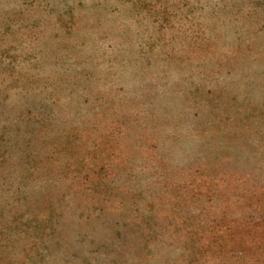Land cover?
I'll return each instance as SVG.
<instances>
[{"label":"rangeland","instance_id":"obj_1","mask_svg":"<svg viewBox=\"0 0 264 264\" xmlns=\"http://www.w3.org/2000/svg\"><path fill=\"white\" fill-rule=\"evenodd\" d=\"M0 264H264V0H0Z\"/></svg>","mask_w":264,"mask_h":264}]
</instances>
